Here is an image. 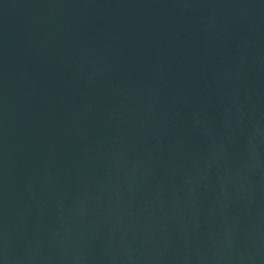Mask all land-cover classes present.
Masks as SVG:
<instances>
[{
	"label": "water",
	"instance_id": "95a60500",
	"mask_svg": "<svg viewBox=\"0 0 264 264\" xmlns=\"http://www.w3.org/2000/svg\"><path fill=\"white\" fill-rule=\"evenodd\" d=\"M0 264H264V0H0Z\"/></svg>",
	"mask_w": 264,
	"mask_h": 264
}]
</instances>
